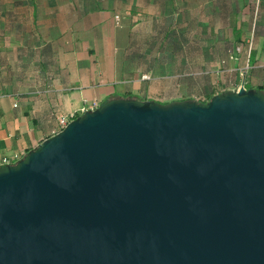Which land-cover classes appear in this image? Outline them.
Listing matches in <instances>:
<instances>
[{"label": "water", "instance_id": "95a60500", "mask_svg": "<svg viewBox=\"0 0 264 264\" xmlns=\"http://www.w3.org/2000/svg\"><path fill=\"white\" fill-rule=\"evenodd\" d=\"M0 264H264V96L76 117L0 168Z\"/></svg>", "mask_w": 264, "mask_h": 264}, {"label": "crops", "instance_id": "0c3cea01", "mask_svg": "<svg viewBox=\"0 0 264 264\" xmlns=\"http://www.w3.org/2000/svg\"><path fill=\"white\" fill-rule=\"evenodd\" d=\"M241 87L264 96V0H0V162L92 103Z\"/></svg>", "mask_w": 264, "mask_h": 264}, {"label": "built area", "instance_id": "2783aa9c", "mask_svg": "<svg viewBox=\"0 0 264 264\" xmlns=\"http://www.w3.org/2000/svg\"><path fill=\"white\" fill-rule=\"evenodd\" d=\"M114 20H115L116 23H118L120 21L119 16H114ZM143 78H146V76H143ZM97 108H98L97 104L92 103L90 106H87L86 108L82 109L81 113L83 114L86 111H93V110H95ZM76 117H78V116H76L74 114H70L68 116H62V117L58 118V120H57V128L54 131H52L51 136H54V135L58 134L59 132H61L66 127V125L70 121L75 119ZM15 164L16 163H13V162H11L8 159H3L0 162V167H5V166H10V165H15Z\"/></svg>", "mask_w": 264, "mask_h": 264}, {"label": "trees", "instance_id": "16d2710c", "mask_svg": "<svg viewBox=\"0 0 264 264\" xmlns=\"http://www.w3.org/2000/svg\"><path fill=\"white\" fill-rule=\"evenodd\" d=\"M211 98H212V97H211ZM211 98H210V99H211Z\"/></svg>", "mask_w": 264, "mask_h": 264}]
</instances>
